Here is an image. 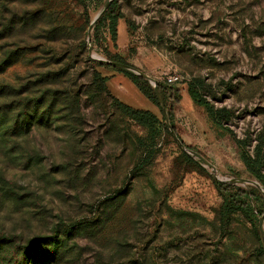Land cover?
Returning <instances> with one entry per match:
<instances>
[{"label":"rangeland","instance_id":"1","mask_svg":"<svg viewBox=\"0 0 264 264\" xmlns=\"http://www.w3.org/2000/svg\"><path fill=\"white\" fill-rule=\"evenodd\" d=\"M115 56L170 90L180 141L118 107L164 119L95 64ZM236 141L264 176V0H0V264L35 246L58 264H264V183ZM213 177L249 194V219L222 217Z\"/></svg>","mask_w":264,"mask_h":264},{"label":"trees","instance_id":"2","mask_svg":"<svg viewBox=\"0 0 264 264\" xmlns=\"http://www.w3.org/2000/svg\"><path fill=\"white\" fill-rule=\"evenodd\" d=\"M124 19V16L120 9L116 7V9L110 10L108 14L105 16V20L109 22L108 28L111 34L112 41L116 43L118 38V32H117V26L118 22L120 20ZM112 62H117L121 65V69H115L111 65H105L103 63L95 62L98 66L106 67L114 69L118 73L124 75L127 79L132 81V83L138 88L141 94L148 99L151 103L156 105L160 110L161 113L164 115L163 122H160L157 116H155L150 111L145 110H137L133 109L132 107L125 105L123 103L117 102L118 107L122 110L124 114H126L130 119H132L134 122L139 124L140 126L148 128L150 131H153L157 127L165 126V128L171 130V133L174 137H176L179 141V135L177 134V130L175 126L173 125V109L171 108L168 115L165 114V110L167 108V102H166V94H170V90L168 91L167 88L160 84L156 83V88L159 91L160 96H162V102L163 105L160 103L158 97L156 88L152 89L147 84L144 78L135 76L134 74L128 72L125 70L128 66L127 63L124 62V60L120 56H115L113 58ZM100 78L102 84L105 86L108 81L109 77H101ZM172 95L175 98V101L179 100L180 91L177 90L176 92H173L171 90ZM189 96L192 99V101L197 104L198 106H201L206 109V112L212 119V121L218 125L222 126V114L223 111L216 110L214 106H212L209 102H207L200 94L199 92L195 91L194 84H191L189 87ZM169 122V126H167L166 122ZM236 144L238 148L240 149L241 154V160L244 164V166L247 168V170L254 175L256 179H258L259 182L262 184L264 183V176L260 170V164L257 159H254L252 156H250L248 153L244 152L241 148L243 145L241 142L236 141ZM185 147V145H184ZM213 182L222 196L224 200V204L222 206V217L229 218L231 215H234L236 213H241L248 219L250 218L252 212L254 211V208L247 203L243 198L247 197L249 194H247L245 191L236 189V192L231 193V187L228 186L226 183L221 182L217 177H213ZM59 237H56L55 239H50L46 243L47 245L54 241V244H57ZM46 247V246H45ZM51 249V248H50ZM29 251V252H27ZM22 253L24 262L26 264H58L61 263L62 259L59 258L58 251H55L53 254L52 252H42L38 247L26 248V249H19V253ZM21 255V254H20ZM52 255V260H49V256ZM1 260V259H0ZM6 263V262H4Z\"/></svg>","mask_w":264,"mask_h":264},{"label":"crops","instance_id":"3","mask_svg":"<svg viewBox=\"0 0 264 264\" xmlns=\"http://www.w3.org/2000/svg\"><path fill=\"white\" fill-rule=\"evenodd\" d=\"M110 80V79H109ZM108 82H110V81H108ZM109 88H110V86H109ZM136 88V87H135ZM128 94V96H127V100H128V102L129 103H131L132 105H134V103L135 102H138V103H140V104H143V105H145L146 107H149L148 105H147V103H148V101H147V99L146 98H144L139 92L137 93L136 91H134V90H129L128 92H127ZM135 106V105H134ZM143 107V108H146V107ZM136 107V106H135ZM149 110V109H148Z\"/></svg>","mask_w":264,"mask_h":264},{"label":"water","instance_id":"4","mask_svg":"<svg viewBox=\"0 0 264 264\" xmlns=\"http://www.w3.org/2000/svg\"><path fill=\"white\" fill-rule=\"evenodd\" d=\"M92 30H93V27L91 28V31H92ZM120 67H121V66H120ZM140 77H142V78H144V79H146V80L149 79L146 75H141ZM156 92H157V97H158L160 103L163 105L162 98H161V96H160L159 91H158L157 88H156ZM183 147H184V146H183Z\"/></svg>","mask_w":264,"mask_h":264},{"label":"built area","instance_id":"5","mask_svg":"<svg viewBox=\"0 0 264 264\" xmlns=\"http://www.w3.org/2000/svg\"><path fill=\"white\" fill-rule=\"evenodd\" d=\"M179 81V78L177 77H171L168 79V83L171 85V84H176L177 82Z\"/></svg>","mask_w":264,"mask_h":264}]
</instances>
